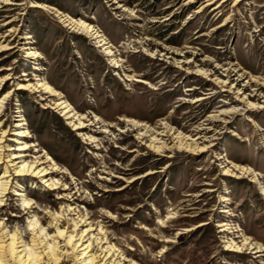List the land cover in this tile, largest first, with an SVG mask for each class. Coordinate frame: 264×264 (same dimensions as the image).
<instances>
[{"label":"rangeland","instance_id":"obj_1","mask_svg":"<svg viewBox=\"0 0 264 264\" xmlns=\"http://www.w3.org/2000/svg\"><path fill=\"white\" fill-rule=\"evenodd\" d=\"M0 102V227L26 246L77 264L56 228L90 227L115 264H264V0H0Z\"/></svg>","mask_w":264,"mask_h":264},{"label":"bare ground","instance_id":"obj_2","mask_svg":"<svg viewBox=\"0 0 264 264\" xmlns=\"http://www.w3.org/2000/svg\"><path fill=\"white\" fill-rule=\"evenodd\" d=\"M78 25H80L83 31L86 32L91 37V39L95 40V43L99 44V46H103L106 44L104 43L102 36L99 35V32H97L95 29H93L89 25H84L83 23H80ZM104 49L106 50V54L110 55V51H108L107 48ZM27 56L35 57V58L37 57L36 54L33 52H28ZM31 87L32 86L30 85H19L18 88L26 89ZM36 87L40 88L41 91L53 93L55 95L53 90L45 83H41V84L38 83L36 84ZM56 107L60 110L61 114L65 117L66 120L73 119L74 115L72 114V110L65 101L58 100L56 102ZM0 108H1V102H0ZM14 113L15 115L13 116V126H12L13 128L11 129L12 130L11 136L13 137V139L11 141L17 142L26 136V131L24 129V124L22 123V119L18 114L19 112L15 111ZM179 145L181 146L185 145V147L189 146V144L183 143L182 141L179 142ZM18 150L24 151V147L21 148L19 147ZM6 157H12V153L8 154ZM10 162L12 163L11 165L13 170L12 175H18V176L28 175L30 177H36L39 178L40 180H43L48 174L46 172V169L40 167V164H38V162H33L31 164L26 163L24 161L14 163V161L10 160ZM6 165L7 164H5L4 169H6ZM45 182H47V180ZM48 185L50 186L51 184ZM6 186L7 183L5 181L0 182V191L2 194L6 191ZM56 230H57L56 233L59 238L64 236L63 242L65 246L69 247V249L71 250V253L73 254L75 259V263L115 264L116 260H112V258L114 257V251L112 250L111 247H103L105 241L102 242L101 239L99 243H97L96 245L99 253L97 255L95 254L88 255V253L92 252L93 249L95 248L91 238L90 237L87 238L90 235V227L88 229L81 231V234H79V236L77 235V238H76V234L65 236L63 232L58 231L57 228ZM39 234L40 235L43 234L42 229L39 231ZM42 237L43 240H40L38 239L39 237H37V239L35 240L36 242L32 243V245L29 247L23 244L20 237H17V235H11L9 234V232L3 230V228L0 227V264H37L39 260H41V255L44 257V259H46L45 264H58L59 258L56 255L58 247L56 243L53 240L52 242H49L45 234ZM43 241H45V243H43ZM37 250H40V252H37ZM116 264H120V262H116Z\"/></svg>","mask_w":264,"mask_h":264}]
</instances>
